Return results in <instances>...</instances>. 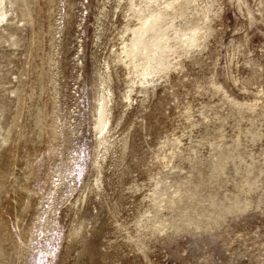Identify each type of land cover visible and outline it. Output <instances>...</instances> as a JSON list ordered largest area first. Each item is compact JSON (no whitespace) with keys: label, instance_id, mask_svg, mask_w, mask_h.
Instances as JSON below:
<instances>
[{"label":"rangeland","instance_id":"374dc122","mask_svg":"<svg viewBox=\"0 0 264 264\" xmlns=\"http://www.w3.org/2000/svg\"><path fill=\"white\" fill-rule=\"evenodd\" d=\"M170 1L3 0L0 264H264V0H176L144 76Z\"/></svg>","mask_w":264,"mask_h":264},{"label":"bare ground","instance_id":"6f19581e","mask_svg":"<svg viewBox=\"0 0 264 264\" xmlns=\"http://www.w3.org/2000/svg\"><path fill=\"white\" fill-rule=\"evenodd\" d=\"M176 1V0H175ZM173 1V3L175 2ZM3 0H0V20H3L5 17H6V10H3ZM173 3L170 1V2H166L165 4H163L161 6V8L151 14V15H144V17L141 19L140 23H139V26L137 27V31L138 33L135 34V38L132 42L133 44V47H132V52H134L133 55V58L136 56L138 58V60L140 61V65H141V71L143 73L144 76H149L150 73L153 71V69L155 68V66L153 65L154 63L151 62L150 58L154 57V55H157L155 56V63H156V68L158 69V71H163L165 72L164 70L167 68V65H168V62H167V56L170 54L171 50H170V46L167 44V40L168 38L166 36H164L162 32H160L158 34V36H156L155 38L154 37H151V33L155 32L158 30V26L160 25V20L165 18L167 15H168V8L169 7H172ZM133 4L131 3L130 6H132ZM139 7V6H137ZM136 8V7H135ZM249 8V7H248ZM137 9V8H136ZM129 10V9H128ZM132 10V9H131ZM135 11V10H134ZM248 11V10H247ZM139 12V11H138ZM136 12V13H138ZM142 12H140L139 15H141ZM134 14V13H133ZM138 15V14H137ZM139 17V16H138ZM205 17V16H204ZM137 18V17H136ZM205 19V18H204ZM139 20V18H138ZM164 21V20H163ZM167 22V21H166ZM172 23V22H170ZM194 24V23H193ZM174 25V24H173ZM162 28H164V26H160ZM193 27V26H192ZM166 28V27H165ZM205 28V27H204ZM167 29V28H166ZM197 29L198 27H193L191 28V32L189 33H186V31H180L178 33V31H176V33H174L175 35L174 36V39H178L177 42L179 41L180 42V47H183L185 48L186 50L189 49L190 47H193L194 45H198V44H201L200 43V40L202 39V34H198L197 32ZM133 30V29H132ZM161 30V29H160ZM136 31V32H137ZM167 31V30H165ZM163 31V32H165ZM190 31V30H189ZM140 32V33H139ZM133 33V32H132ZM135 33V32H134ZM157 33V32H156ZM203 33V32H202ZM204 34V33H203ZM154 38V39H153ZM161 39V45L159 44L158 46L156 45L157 41H160L159 39ZM158 39V40H157ZM172 40V39H171ZM131 46V45H130ZM197 47V46H195ZM131 48V47H130ZM172 48V47H171ZM181 49V48H180ZM174 50V49H172ZM185 50V51H186ZM184 51V52H185ZM190 51V50H189ZM131 53V52H129ZM130 56V58H132ZM154 60V59H153ZM133 63V62H132ZM169 67V66H168ZM157 72V70H155ZM154 72V71H153ZM159 73V72H158ZM161 73V72H160ZM152 74V73H151ZM162 74V73H161ZM142 75V79L144 78ZM107 77V76H106ZM106 77H104L106 79ZM141 79V80H142ZM144 80V79H143ZM142 80V81H143ZM148 80H146L147 82ZM149 81H151L149 79ZM148 81V82H149ZM139 82H141L139 80ZM142 83V82H141ZM110 89V88H108ZM108 97V95H107ZM107 99V98H106ZM102 106H103V103H99L98 106H97V109H99V111L102 109ZM104 107H105V112L107 113L108 112V109L106 108V105L104 104ZM103 111V110H102ZM107 115L105 114V117H104V121L102 123V126L101 128L98 130V133H104L107 129ZM103 136H106V135H101V137L99 138L100 140L103 139ZM105 139V138H104ZM105 142V141H104ZM103 142V143H104ZM100 143V142H98ZM101 144V143H100Z\"/></svg>","mask_w":264,"mask_h":264}]
</instances>
